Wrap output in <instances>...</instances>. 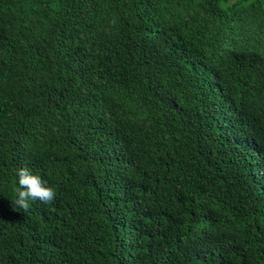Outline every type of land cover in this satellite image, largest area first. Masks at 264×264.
<instances>
[{
    "label": "trees",
    "instance_id": "1",
    "mask_svg": "<svg viewBox=\"0 0 264 264\" xmlns=\"http://www.w3.org/2000/svg\"><path fill=\"white\" fill-rule=\"evenodd\" d=\"M0 264H264V0H0Z\"/></svg>",
    "mask_w": 264,
    "mask_h": 264
},
{
    "label": "clouds",
    "instance_id": "2",
    "mask_svg": "<svg viewBox=\"0 0 264 264\" xmlns=\"http://www.w3.org/2000/svg\"><path fill=\"white\" fill-rule=\"evenodd\" d=\"M116 23L115 18L111 21ZM18 187L15 189L16 206L27 212L30 202L39 200L42 203L50 204L56 198L55 189L49 186L48 181L38 174H33L28 167L17 169Z\"/></svg>",
    "mask_w": 264,
    "mask_h": 264
}]
</instances>
